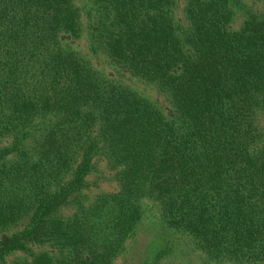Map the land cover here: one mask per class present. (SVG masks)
<instances>
[{
    "label": "trees",
    "instance_id": "16d2710c",
    "mask_svg": "<svg viewBox=\"0 0 264 264\" xmlns=\"http://www.w3.org/2000/svg\"><path fill=\"white\" fill-rule=\"evenodd\" d=\"M185 253L264 264V0H0V264Z\"/></svg>",
    "mask_w": 264,
    "mask_h": 264
},
{
    "label": "rangeland",
    "instance_id": "374dc122",
    "mask_svg": "<svg viewBox=\"0 0 264 264\" xmlns=\"http://www.w3.org/2000/svg\"><path fill=\"white\" fill-rule=\"evenodd\" d=\"M157 237H159V236L151 228L148 229L145 227L144 230H142V235H141L142 242L140 243V247L138 249L139 250L138 254L141 257L146 256V255H150L162 247L161 246L162 241H161V239L158 240ZM148 257H150V256H148ZM172 257H175V256L169 255L167 257V259H163L162 262L164 264H169L170 263L169 261H172V263H170V264H187L189 261L188 257L186 256V253L184 255L178 256L174 259H171ZM122 260H124V259H122Z\"/></svg>",
    "mask_w": 264,
    "mask_h": 264
}]
</instances>
